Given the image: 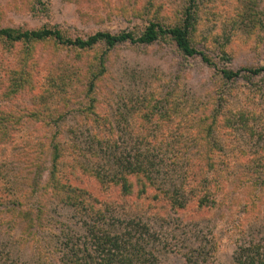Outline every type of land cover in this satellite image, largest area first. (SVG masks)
<instances>
[{
  "label": "rangeland",
  "instance_id": "1",
  "mask_svg": "<svg viewBox=\"0 0 264 264\" xmlns=\"http://www.w3.org/2000/svg\"><path fill=\"white\" fill-rule=\"evenodd\" d=\"M263 4L264 0H47L43 7L30 9L27 0H0L1 27L55 25L72 37L99 30L137 33L149 21L171 26L188 7L194 45L215 65L205 64L198 55L183 56L168 38L91 50L103 57L106 72L95 93L99 113L106 116L112 134L93 139L91 132L98 122L81 118L74 105L60 119L21 120L10 141L0 146V264H72L66 262L71 253L85 261V254L91 252L89 224L97 221L105 232L111 227L121 231L118 222L129 217L148 225L157 264H246L243 249L257 248L256 260L264 254L260 183L264 73L241 70V76L227 80L217 70L219 47L231 70L264 64L261 33L250 27L248 17L249 11L258 12ZM85 57L86 53L74 57L64 48L54 57L38 47L37 75L42 80L50 65L79 67ZM10 63V52L0 44V92ZM28 103L24 92L11 100L0 96V107L20 109ZM149 109L152 114L143 119ZM205 116L214 121L215 171L207 177L216 187L201 210L179 183L188 161L199 151L192 130ZM53 145L59 148L60 170L68 172L76 166L81 184L100 200L99 211L42 194L39 186L47 176ZM112 155L143 161L154 183L150 191L163 195L158 194V200L148 194L125 197L116 186H109L108 179L97 181L99 170L102 177L116 169L106 167L112 164ZM171 196L181 207L170 204ZM25 213L39 214L29 230ZM84 247L89 250L83 251Z\"/></svg>",
  "mask_w": 264,
  "mask_h": 264
},
{
  "label": "trees",
  "instance_id": "2",
  "mask_svg": "<svg viewBox=\"0 0 264 264\" xmlns=\"http://www.w3.org/2000/svg\"><path fill=\"white\" fill-rule=\"evenodd\" d=\"M27 1L31 9L34 5L43 7L47 0ZM181 15L178 21L171 26L163 25L158 21H149L137 33L128 30L115 33L99 30L83 37H72L55 25L44 24L37 28L0 26V44L2 47L5 46L11 55V63L5 67L0 96L3 100H11L19 92H24L29 99V103L20 109L11 106L0 107V146L10 141L22 119L38 120L43 123L52 119H60L71 105L75 106L81 118L98 122L99 126L91 132L93 139L98 141V138H103L105 133L106 138H110L111 129L108 127L106 116L99 113L95 93L96 87L106 72L102 55H94L91 51L99 45L108 49L122 42L151 44L161 38H168L183 56L198 55L205 64L213 66L211 58L202 50L196 49L194 45L193 24L189 8L186 7ZM249 16L250 27L261 33L262 42L260 43L264 52V4L258 12L249 11ZM38 47L47 50L54 57L62 48L72 51L74 57L83 53H86L88 57H85L83 65L75 68L50 65L44 69L41 80L37 75L36 50ZM89 52L92 54L89 55ZM217 57L221 61V66L217 70L222 79L228 80L241 76V70L251 75L264 73V64L257 67H242L238 70L227 68L228 56L222 47H219ZM152 111L153 109L146 111L142 118L149 117ZM213 123L211 117L205 116L194 126L192 137L199 151L188 161L182 182L179 183L182 188H186L192 194L196 208L201 210L207 205L206 198L209 191L216 187V183L210 182L207 177L215 171V159L212 154L215 146L212 143ZM58 150L59 148L53 145L49 151L47 176L44 183L39 186L43 192L41 193L50 194L64 204L85 207L90 212L99 211L100 208L96 207V204L100 203V200L93 196L85 185L81 184L76 166H72L68 172L60 170ZM107 160L108 157L104 161L107 162ZM142 163L143 161H139L135 156L127 158L114 155L112 164L110 162L106 167L113 166L116 169L102 174V177L99 170L95 178L100 183L108 179L109 186H116V190L122 196L137 197L148 194L152 200H158L159 195H163L164 192L150 191L154 183L149 175L150 172L143 167ZM260 183L263 190L264 179ZM169 198L172 201L170 204L181 207L176 199L172 196ZM39 206H42L41 203ZM23 217L26 221L25 227L29 230L34 225V221L39 219V214L31 217L29 213H25ZM98 223L97 221L92 222L87 228L91 252H87L88 247L83 248V251L87 252L85 261L84 258H78V255L71 253L66 257V262L72 264H88L89 262V264H157L158 260L153 251L155 240L149 239L151 235L148 225L129 217L118 222L123 225L121 231L118 227H111L105 232L97 226H102V223ZM131 239L135 240L131 243ZM76 250L77 248L74 251ZM243 250L246 252L245 256L243 255V262L253 264L256 260L257 248ZM82 260L84 263H80ZM254 264H264V254H260Z\"/></svg>",
  "mask_w": 264,
  "mask_h": 264
}]
</instances>
